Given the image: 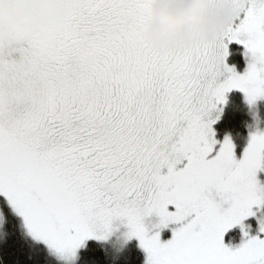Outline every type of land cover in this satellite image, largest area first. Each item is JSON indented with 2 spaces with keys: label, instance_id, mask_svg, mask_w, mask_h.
<instances>
[{
  "label": "snow or ice",
  "instance_id": "snow-or-ice-1",
  "mask_svg": "<svg viewBox=\"0 0 264 264\" xmlns=\"http://www.w3.org/2000/svg\"><path fill=\"white\" fill-rule=\"evenodd\" d=\"M234 2L215 43L160 51L154 0H0V197L34 240L74 256L119 221L146 264H264V220L244 225L264 207V132L238 159L212 127L230 91L264 97V0Z\"/></svg>",
  "mask_w": 264,
  "mask_h": 264
},
{
  "label": "trees",
  "instance_id": "trees-1",
  "mask_svg": "<svg viewBox=\"0 0 264 264\" xmlns=\"http://www.w3.org/2000/svg\"><path fill=\"white\" fill-rule=\"evenodd\" d=\"M230 64L239 70L245 68L242 48L234 44L231 48ZM260 116H264V107L259 108ZM252 121L251 110L245 98L239 92H233L224 107L221 120L216 125L219 139L232 136L238 150L241 151L246 142ZM3 206V205H2ZM4 214L3 237L0 239V256L6 264H64L53 256L42 244L31 240L24 232L20 219L12 217L6 205ZM86 248L78 250V259L74 264H145L146 257L139 245L132 241L123 248L101 245L90 241ZM66 264V263H65Z\"/></svg>",
  "mask_w": 264,
  "mask_h": 264
},
{
  "label": "rangeland",
  "instance_id": "rangeland-1",
  "mask_svg": "<svg viewBox=\"0 0 264 264\" xmlns=\"http://www.w3.org/2000/svg\"><path fill=\"white\" fill-rule=\"evenodd\" d=\"M208 3H210L212 5L211 11H207L204 13V15L206 16V18L208 19H212L213 17L216 18H222L224 15H226L227 11H228V7L232 6L233 8H235L236 12H237V17L239 16V10L234 2V0H208ZM187 5V0H154V5H153V13H152V19L150 22V28L149 31L147 33L148 39L152 42V44L154 45L155 48H157L160 51H168L170 49L172 50H178V49H185L187 47H190L188 45H183V46H172L168 43H159L154 37L160 27V19H159V10L164 9V8H168L172 11H179L180 9H182L183 7H185ZM235 22V21H234ZM229 28V27H228ZM227 29V28H226ZM225 29V30H226ZM224 30V32H225ZM223 32V33H224ZM199 44V43H197ZM237 44L242 48L243 54H244V60H245V68L242 70H239L237 67L236 70L240 73H243L246 68H247V64L249 62V57H247L245 55V49L243 47V45L233 42L229 45V49H230V55L227 58V63L232 66L230 64V58H231V48L232 45ZM196 45V44H195ZM194 46V45H193ZM233 92H239L243 95V97L245 98V101L247 103V105L249 106L250 110H251V115H252V121L250 123V131L247 135L246 138V142H245V146L244 148L239 151L238 147L236 145V143L233 140L232 136H225L222 139H219V137L217 136L216 133V125L218 124V122L221 120L222 117V113L224 110L225 105L227 104L228 98L229 96L233 93ZM262 106L264 107V97L258 99L254 104H249L246 96L243 92L239 91V90H232L229 93L226 94V103H222L220 105H218V109L217 111H214L212 113V119H214L216 122L213 124V129L216 133V139L218 141H220V144L223 143L224 139L227 138H231L234 146H235V153L237 158H242L243 152L246 149L249 141H250V137L253 133L257 132V131H261L264 132V116L261 117L260 116V112H259V107ZM217 117H219V119H216ZM220 145H217V148H219ZM258 178L261 182V185L264 186V171H261L258 174ZM4 206L6 205V202L3 200L2 197H0V206ZM7 206V205H6ZM253 211L256 213L255 216H251L249 218H247L244 221V225L246 230L249 232L250 235H256L259 232V223L261 220H264V207H260V206H254ZM20 219L22 228L25 232V234L34 242L36 243H40L42 245H44L49 251L50 253L55 256L59 261L63 262L64 264H74L77 259H78V253L74 256L71 255H62L60 253H58L57 251H55L54 249L49 248L44 242L42 241H37L34 240L29 233L26 231L24 224H23V220L22 218L18 217ZM159 222V218L158 217H151L149 218L146 223L148 224L149 228L152 229V226L157 224ZM3 226H4V214L2 211H0V239L3 237ZM178 225H170L168 228L163 229L161 231V238L162 240L166 241L168 239H170L172 237V229L177 227ZM154 231V230H153ZM244 240V236H243V231L241 229V227L238 225L236 227H234L233 229L229 230V232L226 233L225 235V243L232 246V247H237L239 246ZM90 241H94L97 242L101 245H105V246H113L115 248H123L124 246H126L127 244H129L132 241H135L139 247L142 249V251L145 254L146 257V261H147V253L146 251L141 247L139 239L136 237H130L129 236V229L122 224L121 222L117 221L114 223L113 225V231L110 234L109 238L107 240H95V239H90L87 242ZM86 242V243H87ZM146 264V262H145Z\"/></svg>",
  "mask_w": 264,
  "mask_h": 264
},
{
  "label": "clouds",
  "instance_id": "clouds-1",
  "mask_svg": "<svg viewBox=\"0 0 264 264\" xmlns=\"http://www.w3.org/2000/svg\"><path fill=\"white\" fill-rule=\"evenodd\" d=\"M212 5L208 0H187V5L179 11L168 8L159 10L160 27L155 39L163 44L172 46H193L197 43H215L230 27L237 17L232 6L228 7L222 18H206L205 12L211 11Z\"/></svg>",
  "mask_w": 264,
  "mask_h": 264
}]
</instances>
